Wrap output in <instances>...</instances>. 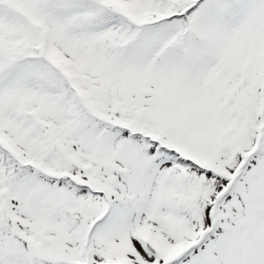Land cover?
Here are the masks:
<instances>
[{
  "label": "snow or ice",
  "instance_id": "1",
  "mask_svg": "<svg viewBox=\"0 0 264 264\" xmlns=\"http://www.w3.org/2000/svg\"><path fill=\"white\" fill-rule=\"evenodd\" d=\"M0 264H264V0H0Z\"/></svg>",
  "mask_w": 264,
  "mask_h": 264
}]
</instances>
